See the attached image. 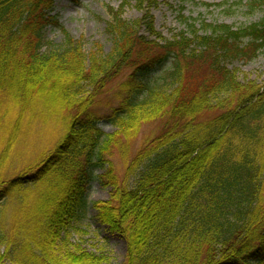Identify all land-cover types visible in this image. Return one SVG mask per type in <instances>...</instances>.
I'll return each mask as SVG.
<instances>
[{
	"label": "trees",
	"instance_id": "trees-1",
	"mask_svg": "<svg viewBox=\"0 0 264 264\" xmlns=\"http://www.w3.org/2000/svg\"><path fill=\"white\" fill-rule=\"evenodd\" d=\"M53 5L0 0V264H102L71 243L94 178L108 196L92 207L126 242L123 264H264V88L226 64L264 53V18L234 27L186 17L187 32L167 39L145 13L151 40L121 18L123 4L107 23L113 49L86 52ZM128 63L101 119L83 89ZM161 118L129 158L141 125Z\"/></svg>",
	"mask_w": 264,
	"mask_h": 264
},
{
	"label": "rangeland",
	"instance_id": "rangeland-1",
	"mask_svg": "<svg viewBox=\"0 0 264 264\" xmlns=\"http://www.w3.org/2000/svg\"><path fill=\"white\" fill-rule=\"evenodd\" d=\"M252 0H54L53 14L58 18L61 27L69 33L74 40L83 39V48L86 52L97 50L109 53L113 40L107 31V23L111 20V11L122 8L121 18L129 25L137 24L136 28L140 35H144L153 40L146 31L143 21L145 13H148L153 19L154 30L162 37L170 39L173 34L179 30L187 32V26L182 22V18H190L196 21L199 26L201 21L225 23L234 27L246 26L251 23H257L264 18V6L254 4L251 7ZM46 36L54 43L62 41V33L59 28L52 29L47 27ZM247 39L245 38L244 41ZM158 41V40H157ZM159 42V41H158ZM130 55L138 53V46L133 47ZM228 67L239 70V78L244 81H252L264 88V53L258 54L250 61L244 59H231L226 62ZM130 64L124 65L114 74L112 78L107 79L96 90L89 84L85 86L83 92L91 95L88 109L93 110L102 116L110 110L116 101V89L125 80L131 71ZM74 112V110H72ZM164 119L150 121L141 125L135 138L127 144V154L129 158L134 156L137 149L145 144L148 139L157 136L164 125ZM100 126L106 133H112L115 128L100 121ZM113 161L118 167L120 177L125 168V160L116 148L113 153ZM100 171H96V174ZM108 189L100 186L97 178H94L88 185L89 207L84 219L77 230L72 233L71 243L74 247L82 249L100 256L102 264H123L125 259L126 242L119 235L113 234L107 230L97 220V212L94 211L92 204L96 200H106ZM4 246H0V251ZM10 264V263H5Z\"/></svg>",
	"mask_w": 264,
	"mask_h": 264
}]
</instances>
